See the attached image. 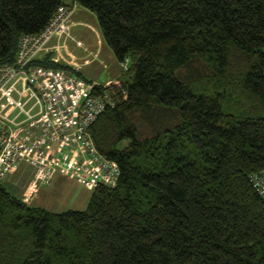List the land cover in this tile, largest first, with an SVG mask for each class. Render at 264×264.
I'll use <instances>...</instances> for the list:
<instances>
[{
  "label": "trees",
  "instance_id": "trees-1",
  "mask_svg": "<svg viewBox=\"0 0 264 264\" xmlns=\"http://www.w3.org/2000/svg\"><path fill=\"white\" fill-rule=\"evenodd\" d=\"M62 2L0 0V62ZM78 3L130 58L121 103L91 128L121 173L62 211L0 180V264H264L251 179L264 168V0ZM32 62L61 66L51 54Z\"/></svg>",
  "mask_w": 264,
  "mask_h": 264
},
{
  "label": "built area",
  "instance_id": "built-area-1",
  "mask_svg": "<svg viewBox=\"0 0 264 264\" xmlns=\"http://www.w3.org/2000/svg\"><path fill=\"white\" fill-rule=\"evenodd\" d=\"M78 4V0L60 3L43 29L21 35L15 59L0 62V95L20 81L22 87L33 92L40 103L41 109L31 124L39 127L37 135L41 142L52 143L53 147L58 143L78 147L83 154L82 161L85 159L87 165L85 162L77 163L72 167L73 172L92 187L99 182L114 185L121 173L120 166L98 149L91 128L102 112L121 103L119 79L99 84L59 68L32 62L42 51H60L62 37L71 35L67 20ZM129 60L126 56L121 61L124 70L128 69ZM97 87L102 90L96 92ZM29 133L31 130L27 127L24 133L12 129L0 115V179L5 178L18 159L29 152ZM53 169L52 164L39 165L34 182L22 197L24 201L35 187L50 183ZM251 179L264 198V168L254 173Z\"/></svg>",
  "mask_w": 264,
  "mask_h": 264
},
{
  "label": "crops",
  "instance_id": "crops-1",
  "mask_svg": "<svg viewBox=\"0 0 264 264\" xmlns=\"http://www.w3.org/2000/svg\"><path fill=\"white\" fill-rule=\"evenodd\" d=\"M64 1L70 3V1L68 0ZM79 6L83 5L78 4V6L71 13L67 20L71 35H66L62 37L61 42L63 43V45L60 48V51H42L39 56L51 54V57L54 58L57 63L61 64V66H58L56 68H59L67 73H71L78 78H85L86 80L88 79V81H92L95 83L106 84L110 81L122 78L124 73L122 69L116 73L109 75L105 80H101L97 77H90L87 75V72H85L83 65L86 63V60L88 58H84V62L79 60L80 57L73 49L74 44L79 50L86 52L83 54L84 56L86 55V57L95 54L98 49L96 51H93V49L90 46L86 45V43L82 39H75V35L73 33V25L81 23L78 20H75L74 18L77 14ZM83 7L88 8L86 6ZM79 11L81 12V10ZM103 38V40H105L104 42L108 44L104 35ZM98 43H100L99 46H101V40H99ZM110 48L112 49L111 46ZM54 56H57V58ZM115 56L120 61L116 54ZM40 109V103L38 102L37 98L33 95V92L24 89L20 81H17L14 86L9 89H6L5 92L0 95V115H2V117L9 123L10 127L14 130H21V133L25 132L26 127L31 130V133H29L30 141L28 142L30 148L29 152L25 157L18 159L12 170L8 173L5 178L13 175H19L18 178L25 177V182L23 185H21L25 187V193L20 196L22 198L26 194L28 188L34 182L39 165L41 163H47L52 164L54 166L50 185L53 184L52 182L54 179L55 172L59 170L74 174L81 184H83L89 189H93L94 187H92L90 184H87L84 180L81 179L80 176L75 174L72 170V167H76L77 163L79 164L80 162H85V166L87 165V161L85 159L82 161L83 154H81L78 147L73 146L69 143L65 145H62V143H58L53 147L52 143L47 144L46 142H41V140L38 138L37 134L39 131V127L36 124L31 123L35 120ZM39 153L42 155V157H38ZM18 180L19 179L15 180V182L20 183L18 182ZM45 185L46 184H41L39 187L41 188ZM38 192L39 190L37 191V193Z\"/></svg>",
  "mask_w": 264,
  "mask_h": 264
},
{
  "label": "rangeland",
  "instance_id": "rangeland-1",
  "mask_svg": "<svg viewBox=\"0 0 264 264\" xmlns=\"http://www.w3.org/2000/svg\"><path fill=\"white\" fill-rule=\"evenodd\" d=\"M68 1L71 2L72 0ZM79 10H81V12ZM74 18L81 22L73 25L75 39H82L93 51L98 49L95 54L86 57V55H83L86 52L79 50L74 44L73 49L80 57L79 60L84 62V58H88L83 65L87 75L105 80L109 75L121 69L124 71L121 62L116 58L113 50L104 42L105 40H103L104 38L97 14L88 8L79 6ZM99 40H101V46H99ZM18 177L19 175H13L0 180H3L14 195L22 196L25 193V187L21 185L24 184L25 177ZM17 179H19L18 182L20 183L15 182ZM50 183H46V185L41 188L39 187L40 189H36L35 187L29 195L32 196H27L25 201L30 205L41 206L51 211H62L70 208L83 209L88 206L92 189L81 184L74 174L58 170L55 172L53 184L50 185ZM28 189H30V187ZM38 190L39 192L37 193Z\"/></svg>",
  "mask_w": 264,
  "mask_h": 264
}]
</instances>
